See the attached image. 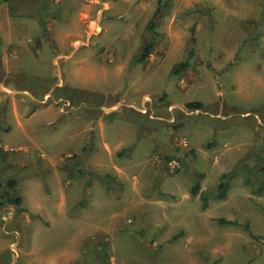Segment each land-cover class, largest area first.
<instances>
[{"label": "rangeland", "instance_id": "1", "mask_svg": "<svg viewBox=\"0 0 264 264\" xmlns=\"http://www.w3.org/2000/svg\"><path fill=\"white\" fill-rule=\"evenodd\" d=\"M0 264H264V0H0Z\"/></svg>", "mask_w": 264, "mask_h": 264}, {"label": "trees", "instance_id": "2", "mask_svg": "<svg viewBox=\"0 0 264 264\" xmlns=\"http://www.w3.org/2000/svg\"><path fill=\"white\" fill-rule=\"evenodd\" d=\"M155 18V17H154ZM154 27V19L151 21V23L149 24V28L152 29ZM154 48V45L152 44H148L146 46V49L143 53V55L141 56V58L139 59L140 62H144L145 60H147V58L151 55L152 50ZM190 68V59H186L185 61L176 64L174 66V68L172 69V73L173 74H180L182 72L187 71ZM187 109H189L190 111H199L203 109V104L200 102H193V103H189L187 104ZM231 176L232 174H224L221 179H220V183H219V195L216 196L217 200H222L226 197L228 190L230 189V182H231ZM7 187L10 190H15L17 187V180L15 179H11L10 181L7 182ZM199 184H196L192 190V195L196 196L198 195V190H199ZM5 197L7 198L6 202L10 205H16V206H20L22 205V198L20 197H16L14 195H11L10 193H6ZM203 198L204 201V206H206V199ZM219 224L221 225H231V226H237L236 223L231 222L229 220L226 219H219L218 220ZM246 229L250 230V228L248 226H245Z\"/></svg>", "mask_w": 264, "mask_h": 264}, {"label": "crops", "instance_id": "3", "mask_svg": "<svg viewBox=\"0 0 264 264\" xmlns=\"http://www.w3.org/2000/svg\"><path fill=\"white\" fill-rule=\"evenodd\" d=\"M7 1H9V0H7ZM123 151H125V150H123ZM123 151H122V152H123ZM119 155H121V153H120ZM9 205H10V204H9Z\"/></svg>", "mask_w": 264, "mask_h": 264}]
</instances>
